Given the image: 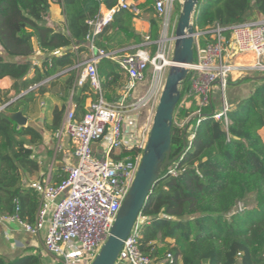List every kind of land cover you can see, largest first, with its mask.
<instances>
[{
    "label": "trees",
    "instance_id": "trees-1",
    "mask_svg": "<svg viewBox=\"0 0 264 264\" xmlns=\"http://www.w3.org/2000/svg\"><path fill=\"white\" fill-rule=\"evenodd\" d=\"M50 1L62 8L65 19L62 31L45 23ZM155 1L145 0L141 5L155 16L152 40L160 34ZM103 4L111 9L118 0H0V80L13 79L12 90L19 95L73 67L78 56L72 49L79 46V53L88 52L87 21L99 13ZM178 9L180 12L179 2ZM131 15L118 10L112 23L95 38V44L106 51L105 42H110V37H103L115 28L127 33L123 22ZM263 17L264 0H200L194 28L203 33L216 24L231 28ZM211 40V34H205L198 42L201 48H206ZM38 55L42 58L36 65L31 59ZM98 73V93L108 102H115L127 86L126 72L117 63L103 59ZM69 74L66 91L74 90L76 106L72 122L79 123L88 112L85 106L88 93L95 100L99 94L92 92L89 81L78 88L77 70ZM250 81L255 84L247 96L236 94L234 86L228 101L227 126L224 120L213 118L223 103V98L213 97L197 124L196 99L181 104L188 79L183 83L171 140V158H178L173 165L178 174L168 175L172 166L161 174L142 210L138 231L142 253L156 264H264V78ZM38 89L42 90V86ZM35 91L0 112V217L18 215L20 221L29 224L35 221L41 196L36 188L25 185L24 178L41 169L33 148L42 144L43 136L32 126L20 127L8 113L17 112L21 105L33 101ZM8 94L9 91L0 90L1 105L10 102ZM65 113L66 105L54 110L52 121L47 124L52 135L60 130ZM188 130H193L194 138L190 148L184 150ZM137 153L132 149L123 156L135 157ZM66 178L64 173L54 185ZM169 255L173 257L172 263ZM43 260L42 253L30 249L13 259L0 254V264H43Z\"/></svg>",
    "mask_w": 264,
    "mask_h": 264
},
{
    "label": "built area",
    "instance_id": "built-area-1",
    "mask_svg": "<svg viewBox=\"0 0 264 264\" xmlns=\"http://www.w3.org/2000/svg\"><path fill=\"white\" fill-rule=\"evenodd\" d=\"M177 1L180 3V0H156L154 8L160 19L158 38L152 40L147 36L137 52L121 57L97 49L94 40L112 23L118 10L139 15V7L129 0H118L117 6L111 9L103 4L99 13L87 21L86 39L96 55L85 63L79 85L89 81L100 91L98 64L103 59H111L128 76L125 94L112 103L103 98L93 102L79 123L72 122V114H69L65 132L74 145L71 155L74 164L67 165V178L60 184L47 183L40 190V206L33 224L20 221L18 215L0 217V222L19 223L32 235L46 230L44 249L57 264H91L94 261L132 187L150 133L148 127H139V115L143 110L154 114L168 70L173 66L178 19L171 38L169 30ZM228 30H231L229 35ZM205 34H211L212 40L206 48H201L198 38ZM194 50V63L188 66L189 82L182 103L193 97L196 99L198 108L194 117L198 124L203 109L212 101L215 86L219 85L224 93L231 74L264 76V17L231 28L216 24L209 31L198 33ZM239 59L246 62L239 64ZM140 86H143L142 92L131 95ZM229 109L228 102L223 99L221 110L213 118L224 120L227 126ZM188 132L187 148H190L194 132ZM132 149L138 151L135 157L123 156ZM100 154L103 157L98 159ZM173 165L167 173L177 176V167ZM242 208L239 204L238 210ZM139 228L135 227L124 241L116 264H156L140 249ZM168 259L173 262L171 255Z\"/></svg>",
    "mask_w": 264,
    "mask_h": 264
},
{
    "label": "crops",
    "instance_id": "crops-1",
    "mask_svg": "<svg viewBox=\"0 0 264 264\" xmlns=\"http://www.w3.org/2000/svg\"><path fill=\"white\" fill-rule=\"evenodd\" d=\"M100 1L104 2V0ZM129 1L130 3H134L139 7L140 14L135 15L131 11L125 10L133 14L126 17L123 22V26L128 30V32H118V29L115 28L114 30L109 31L103 37H110V42H105L107 44L106 52L117 57L137 52L145 44V38L147 36H150L152 33V21L155 19V16L153 13L147 12L146 8L143 9L141 7L145 0H139L137 2L133 0ZM45 20H48V22H50V24L52 25L50 27L61 31L64 30L65 19L62 14V8L59 4L50 1V8L47 12ZM94 45L97 49H102L95 44V41ZM74 47H78V49H74ZM74 47L72 50L77 54L78 57L76 60V64L73 67L63 70L55 76L46 79L39 85H36L27 91L21 92V94L19 95H17L16 91L12 90V86L15 83L13 79L7 77L0 80V90L9 91L8 97L11 99L10 101L15 100L19 96L23 97L30 91L36 89L33 101L29 102L27 105H21L18 111H21L23 115L28 119L27 126L34 127L43 136L42 144L33 148L34 158L39 161L41 169L38 173H32L25 176L24 178L25 185L28 188H36L40 196V190H42L47 183L52 185L57 183L61 179V176L66 173L65 168L67 167V165L74 164V159H72L71 157L74 145L70 137L65 132V124L67 122V117L69 116V114H72L76 106L73 103L74 90L70 92L66 91L67 80L69 79V73L72 70H77L78 73H80V79L81 71L85 67V63L96 55V51L91 48V44L88 42V40V52L86 51L79 53V46ZM62 52H65V49H63ZM152 52H154V48H152ZM56 55H61V52H57ZM41 58L42 56L38 55L31 60L37 65L40 63ZM111 61L115 62L113 60ZM30 76L33 77V72L30 74ZM259 77L261 76L255 75L242 78L239 83L233 85L237 86L236 94H238L240 97L249 95L252 92L255 84L250 80H258L257 78ZM41 86L42 90H39L38 88ZM81 86L82 85H79L78 81V88ZM125 88L120 91V98L125 94ZM142 90L143 86H140L137 88L134 94L131 95L137 96L142 92ZM92 92L94 94H97L100 91L92 88ZM88 95L89 96L86 99L85 105L88 110L93 102H96L100 98H103L102 95L99 94L98 99L95 100L91 93H88ZM63 105H66V113L63 119L62 126L55 135H52V133L47 129V124L52 121L54 110L56 108H61ZM1 106L4 105H1L0 103V107ZM139 116V127H148V129H151L154 117V115L151 116V111L143 110ZM134 139H132V141H134ZM97 147L98 146L95 144L94 148L96 149ZM45 235L46 230H43L39 235H32L26 232L24 228L19 225V223L0 222V254L9 259H13L21 255L25 251V249H30L34 253H42L45 259L50 256L44 249L43 241ZM169 242L173 243L172 240H169ZM46 253L49 256L46 255Z\"/></svg>",
    "mask_w": 264,
    "mask_h": 264
},
{
    "label": "water",
    "instance_id": "water-1",
    "mask_svg": "<svg viewBox=\"0 0 264 264\" xmlns=\"http://www.w3.org/2000/svg\"><path fill=\"white\" fill-rule=\"evenodd\" d=\"M199 2L200 0H180L181 10L174 36L173 66L168 70L135 180L121 206L107 241L91 264L117 263L124 241L135 227L140 226L139 219L152 189L161 174L178 159L171 158L172 125L175 110L181 99V86L188 77V66L194 63V48L198 37L194 28V19ZM262 78L264 76L257 79ZM18 98L1 106L0 112ZM8 117L20 127H26L28 124V119L21 111L8 113ZM183 145L186 150V137Z\"/></svg>",
    "mask_w": 264,
    "mask_h": 264
},
{
    "label": "rangeland",
    "instance_id": "rangeland-1",
    "mask_svg": "<svg viewBox=\"0 0 264 264\" xmlns=\"http://www.w3.org/2000/svg\"><path fill=\"white\" fill-rule=\"evenodd\" d=\"M179 14H180V12H179V9H178V1L176 2V9H175V11L173 12V14H172V21H171V27H170V30H169V37L171 38L172 36H173V30H174V28H175V25H176V21H177V19H178V17H179ZM50 21V20H49ZM45 23L48 25V26H52L51 24H50V22H48V20L47 21H45ZM198 40H199V38H198ZM169 45H170V42L168 43ZM39 59V58H38ZM33 60H35V59H33ZM239 62V64H244L245 62H246V60H243V59H239L238 60ZM249 77V76H255V74H241V73H234V74H231L230 75V77H229V79H228V83H229V85L227 86V89H226V91L224 92V93H222V92H220L219 90H220V88H219V85H216L215 86V88H214V91H213V99L214 100H217V99H225L227 102L229 101L230 102V99H231V94L233 93V90H234V84H236V83H239L240 82V80L242 79V78H244V77ZM181 88H182V86H181ZM182 105H183V103H181ZM221 110V109H220ZM154 112V111H153ZM155 113V112H154ZM152 115H154L153 113H151V116ZM182 125V124H181ZM183 125H184V123H183ZM189 133V132H188ZM262 136H263V140H264V129L262 130ZM188 137L189 136H187V141H188ZM189 143V142H188ZM103 156H102V154H100L99 156H98V159H101ZM46 255H48L47 253H46ZM49 256V255H48ZM43 264H57L55 261H54V259L52 258V257H47V258H45L44 260H43Z\"/></svg>",
    "mask_w": 264,
    "mask_h": 264
}]
</instances>
